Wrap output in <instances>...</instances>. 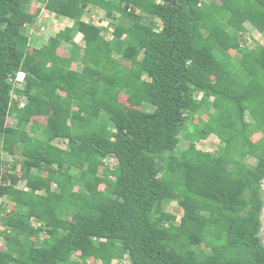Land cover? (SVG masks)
<instances>
[{"label": "trees", "instance_id": "trees-1", "mask_svg": "<svg viewBox=\"0 0 264 264\" xmlns=\"http://www.w3.org/2000/svg\"><path fill=\"white\" fill-rule=\"evenodd\" d=\"M42 9L74 23L29 47ZM245 22L264 0H0V264H264V43Z\"/></svg>", "mask_w": 264, "mask_h": 264}, {"label": "rangeland", "instance_id": "rangeland-1", "mask_svg": "<svg viewBox=\"0 0 264 264\" xmlns=\"http://www.w3.org/2000/svg\"><path fill=\"white\" fill-rule=\"evenodd\" d=\"M33 5L38 6V3H33ZM31 12L34 11V8L30 10ZM92 13V14H91ZM90 16H92V19H89ZM85 19L92 20L93 22L101 25H106V20L104 19V12L100 9L94 8L93 11L88 12L85 17ZM39 19V21H38ZM39 22V23H38ZM74 23V20L71 18H65V17H58L55 16L53 13L47 12L45 9L41 11L40 16L37 18V24H39V28L36 29L35 25L29 26L27 28L28 34H29V47H37L45 43L51 36H54L60 29L64 28L65 26H72ZM246 26V31L240 34L241 39H245L246 43L248 45H254L255 43H264V32H260V29H264V25H257L256 27L250 25L249 23L245 22L244 23ZM41 27V28H40ZM106 38H110L111 35L110 33H105ZM74 40L78 42L79 44L83 45V40L81 38V34L78 33L74 36ZM67 49L68 47L66 46H61L58 48V53L67 55ZM75 66V64H74ZM17 87L21 86V83H15ZM197 99L201 97V94L196 95ZM13 99H16L13 95ZM120 101L123 103L124 108H128L129 105L126 102V99H124V95L122 94L121 97L119 98ZM209 99H212L210 97ZM127 110V109H125ZM199 117V116H198ZM196 117V119L198 118ZM206 117V116H205ZM42 121V120H41ZM8 123L11 125H15L16 122L12 121L11 119L8 120ZM260 136V133L254 134L252 136V141H256ZM219 142V139L214 137V136H209L205 140L200 141L198 144L199 146L206 150V151H212L216 148L217 144ZM186 142L184 140H181L180 148H185L186 147ZM2 157L4 158L5 161L11 162L14 157L19 158L18 154H9L6 151H2ZM250 162L252 161V153L250 152ZM15 170L19 174V166H16ZM11 172V171H9ZM22 175V174H21ZM19 176L20 178V187L25 186V181H26V175ZM262 196L264 199V180L262 182ZM12 205V204H10ZM166 208L178 215L182 214V208L177 205L175 202L168 203ZM9 209V208H7ZM261 230H260V238L261 241L264 242V206L261 212ZM2 243V240L0 238V244ZM96 264H100L97 262ZM112 264H117L116 260L112 261ZM123 264H128V259L125 257Z\"/></svg>", "mask_w": 264, "mask_h": 264}, {"label": "clouds", "instance_id": "clouds-1", "mask_svg": "<svg viewBox=\"0 0 264 264\" xmlns=\"http://www.w3.org/2000/svg\"><path fill=\"white\" fill-rule=\"evenodd\" d=\"M42 10H44V9H42ZM23 78H24V73L21 72V71L18 72L17 75H16V77H15V83H22L23 82Z\"/></svg>", "mask_w": 264, "mask_h": 264}]
</instances>
